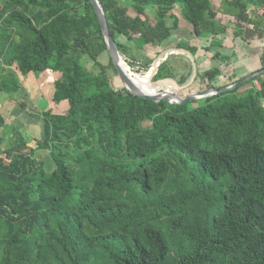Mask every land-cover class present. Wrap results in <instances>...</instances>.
Here are the masks:
<instances>
[{
	"label": "trees",
	"instance_id": "1",
	"mask_svg": "<svg viewBox=\"0 0 264 264\" xmlns=\"http://www.w3.org/2000/svg\"><path fill=\"white\" fill-rule=\"evenodd\" d=\"M98 2L120 55L129 51L121 38L164 48L180 19L193 38L225 30L210 0ZM225 3L235 37L264 41V0ZM241 25L251 26L247 38ZM163 68L154 81L173 80ZM207 69L197 72L200 88L224 89L212 85L220 68ZM261 69L264 53L252 73ZM46 71L59 74L53 100L68 110L41 113L35 148L0 115V264H264L260 77L195 108L170 105L160 91L113 89L117 73L89 0H0V94ZM191 74L192 66L176 84Z\"/></svg>",
	"mask_w": 264,
	"mask_h": 264
},
{
	"label": "rangeland",
	"instance_id": "2",
	"mask_svg": "<svg viewBox=\"0 0 264 264\" xmlns=\"http://www.w3.org/2000/svg\"><path fill=\"white\" fill-rule=\"evenodd\" d=\"M210 4L212 11L216 14V23L225 29L222 35H219L216 39H211V36L207 34L193 38L192 27L185 26L184 23H181L182 20L178 14L179 12H176L177 18L180 19V22H178V30L174 33L176 38H171L167 42L168 48L165 46L166 49L163 48L159 55L155 54L154 48L157 49V47L145 45L141 38L136 37L135 42L126 41L124 38L120 39L123 44L129 46V51L121 55L129 70L133 74L144 75L153 64L160 62L164 65L162 72L160 71L161 74L170 75L173 78L179 74H186L193 62L196 63L198 72H203L207 68L210 69L218 66L221 71V76L216 77L212 84L217 88H227V86H232V83L236 80L250 75L258 68L259 56L264 53V41L249 38L251 40L245 41L246 43L242 42L240 38L234 36L237 30L233 27L235 22L234 18L228 15L226 16L223 12V9L226 7L225 0H210ZM128 14L134 15L132 11H129ZM146 18L150 23H154L149 12H146ZM169 24L170 22H168ZM241 27L243 30L242 36L247 38L246 31L251 29V26L241 25ZM180 34L183 38H180L178 41L177 38ZM176 43H179L180 46L188 45L191 47L190 45H192L195 47L197 52L194 56V61H191V57L184 50H176ZM209 45L215 47L209 52H205L203 49L208 48ZM216 52L221 54V62L212 61L211 56ZM196 59L197 62H195ZM98 62L104 66L107 65L108 58L106 54H103ZM83 63L88 70L92 66V63L87 62L85 59ZM171 68L173 70L172 72L170 71ZM259 77L261 81H264V75ZM58 78L59 74L50 71L43 72L36 77L29 74L26 78L20 79L22 86L14 95L6 96L0 94V115L9 127L21 133L32 149L36 147L38 142L43 140V119L41 113L49 112L52 115H60L66 113L68 110L66 102H54L53 100V85ZM152 81L154 82L153 79ZM254 82L239 89L237 94L249 91L252 88V84L257 85ZM110 84L113 89L122 87L118 77L112 78ZM163 87L164 89L172 90L170 84L166 83ZM204 89L205 86L204 88L203 86L200 88L199 82L196 81L188 89L179 91L177 94L179 97L183 96L182 98L185 99L184 97L198 94L204 91ZM153 93L155 92L153 91ZM204 101L205 98H198L190 102L193 103L192 107L195 108L196 104L201 105ZM146 125L149 124H144V126ZM1 133L2 130L0 129V135Z\"/></svg>",
	"mask_w": 264,
	"mask_h": 264
},
{
	"label": "water",
	"instance_id": "3",
	"mask_svg": "<svg viewBox=\"0 0 264 264\" xmlns=\"http://www.w3.org/2000/svg\"><path fill=\"white\" fill-rule=\"evenodd\" d=\"M89 1L91 3V6L94 10L97 21L99 23L101 33H102V36L104 39V43L106 45L108 56H109L110 60L112 61V64L116 70L117 77H118L121 85L125 88H128V89L136 92V93L148 94V93H151V91H154V92L160 91V92L165 94L166 100L170 105L183 104L186 102H190L192 100H196L198 98H205L206 99V98L211 97L213 95L225 93V92L230 91L236 87L241 86L242 84L249 82L250 80H252L255 77H259L261 75H264V69H261L258 72L251 73L250 75H247L246 77L240 79L238 82L234 83L232 86H229L225 89L206 90V91H202L198 94L192 95L190 97H186L185 99H182L180 101H176L177 93L179 91H182L184 89L189 88L195 82L196 75H197L196 63H194V62L192 63V74H191L189 82L184 86H178L174 80L169 79V78L160 79V80H157L154 82L152 81V79L155 77V75L157 73V69L159 68V66L161 64L160 62H157V63L153 64L152 67L150 68V69L155 68V70L151 76L149 85L147 87L146 86H144V87L143 86H136L127 77V73L125 72V68L127 70L129 68L126 66L121 55L119 54V52L116 49L115 43H114L113 39L111 38L109 29H108V25H107V21H106L105 16H104V12H103L98 0H89ZM188 55L191 57L190 58V59H192L191 61H194V57L190 53H188ZM139 76H141V75H139ZM166 83L171 84V86L173 87L172 90L164 89L163 86Z\"/></svg>",
	"mask_w": 264,
	"mask_h": 264
},
{
	"label": "bare ground",
	"instance_id": "4",
	"mask_svg": "<svg viewBox=\"0 0 264 264\" xmlns=\"http://www.w3.org/2000/svg\"><path fill=\"white\" fill-rule=\"evenodd\" d=\"M155 68H152V69H149V71L147 73H145L144 75H137V74H133L131 72V70H127L125 68V72L127 73V77L130 79V81H132L136 86H148L147 84L150 83V79H151V76L154 72ZM167 84H170V83H167ZM171 85V84H170ZM173 88V87H172ZM153 92V91H151Z\"/></svg>",
	"mask_w": 264,
	"mask_h": 264
},
{
	"label": "crops",
	"instance_id": "5",
	"mask_svg": "<svg viewBox=\"0 0 264 264\" xmlns=\"http://www.w3.org/2000/svg\"><path fill=\"white\" fill-rule=\"evenodd\" d=\"M167 45H168V44H166L165 46H167ZM190 46L193 47L192 45H190ZM167 48H168V46H167ZM154 49H155V54H159V52H160L161 50H163V48H162V49H160V48H157V49L154 48ZM164 49H166V48L164 47ZM169 49H170V48H169ZM163 60H164V59H163ZM253 64H254V63H253ZM253 64H252V65H253ZM249 65L251 66V64H249ZM184 66H185V64H184ZM247 68H250V67H247ZM197 72H198V70H197ZM184 74H185V73H184ZM184 74H179V75H177V77H174L173 80H174V81L178 80V79H179L181 76H183ZM189 80H190V79H189ZM189 80H188V81H189ZM188 81H187L184 85H186V84L188 83ZM184 85H183V86H184ZM187 89H188V88H187Z\"/></svg>",
	"mask_w": 264,
	"mask_h": 264
}]
</instances>
